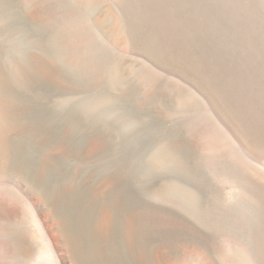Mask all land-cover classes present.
I'll return each mask as SVG.
<instances>
[{
  "label": "rangeland",
  "instance_id": "rangeland-1",
  "mask_svg": "<svg viewBox=\"0 0 264 264\" xmlns=\"http://www.w3.org/2000/svg\"><path fill=\"white\" fill-rule=\"evenodd\" d=\"M1 189L17 259L264 264V0H0Z\"/></svg>",
  "mask_w": 264,
  "mask_h": 264
},
{
  "label": "bare ground",
  "instance_id": "bare-ground-1",
  "mask_svg": "<svg viewBox=\"0 0 264 264\" xmlns=\"http://www.w3.org/2000/svg\"><path fill=\"white\" fill-rule=\"evenodd\" d=\"M15 201L9 194L0 190V202L15 203ZM27 211L30 214L29 220L38 236L35 256L30 261H25L23 258L17 259L19 256L16 246L10 242L8 234L0 233V264H77L70 243L62 229H59L54 223L50 225V229H46L44 222L39 218V215L45 211L44 204L29 203ZM5 215L6 217H4ZM14 216L12 211L0 212V218L4 217L2 220L5 221H9ZM47 217L52 219L51 213Z\"/></svg>",
  "mask_w": 264,
  "mask_h": 264
}]
</instances>
